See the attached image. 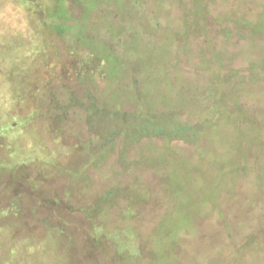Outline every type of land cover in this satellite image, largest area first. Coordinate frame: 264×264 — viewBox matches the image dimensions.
Listing matches in <instances>:
<instances>
[{"label":"rangeland","instance_id":"374dc122","mask_svg":"<svg viewBox=\"0 0 264 264\" xmlns=\"http://www.w3.org/2000/svg\"><path fill=\"white\" fill-rule=\"evenodd\" d=\"M40 1L0 0V264H264V0Z\"/></svg>","mask_w":264,"mask_h":264},{"label":"trees","instance_id":"16d2710c","mask_svg":"<svg viewBox=\"0 0 264 264\" xmlns=\"http://www.w3.org/2000/svg\"><path fill=\"white\" fill-rule=\"evenodd\" d=\"M26 5H28V6H30L31 7V9L32 10H35V11H37L38 9L37 8H39V7H41V1L40 0H22ZM57 1L58 0H56V5H55V7H50V9H49V11L48 12H45L44 11V15H40V17H42V18H46V19H48V18H53V14H54V10H55V8L57 7ZM65 1V0H64ZM204 11V10H203ZM196 17V16H192L191 15V13H190V11L184 16V18H187V17ZM197 18V17H196ZM85 38H88L87 36H85ZM107 49V48H106ZM109 49V48H108ZM108 53H110L111 51H109V50H106ZM105 54H107L106 52H105ZM14 125H15V123H14ZM11 127V126H10ZM7 127H5V129H6ZM135 134H134V137L133 138H136V137H138V136H140V134H147V133H149V132H151V131H155V130H157V127L155 126V125H153V123H147V122H139V123H137L136 124V127H135ZM47 157V158H46ZM45 158L43 157V156H37V157H30V158H32V159H36V160H38V161H40V163H46V162H48V163H51L52 162V159H51V157H48V156H46ZM18 158H20V159H18ZM30 158H28V159H30ZM16 159V161H14L13 162V164L10 162V161H7L6 163L4 162V161H0V172H4V171H2V170H6L8 173H7V175H9V173L12 175V176H14V178H16L17 177V175H16V173H15V175H14V172L15 171H17V167L18 166H20L21 164H24L25 162H26V159L24 158V159H22L21 157H14V160ZM26 183L29 185V186H31V187H34V179H31V178H28L27 180H26ZM14 197H15V195H13V197H12V199H11V204L8 206V209L10 210V209H13V207L15 206L14 204H13V202L15 201V199H14ZM10 211H12V210H10ZM48 225V224H47ZM45 228H46V226H45ZM63 231H62V229H61V227H60V225H48L47 226V228H46V234L47 235H49V233L51 234L50 236H52V239L57 243V245H59V248H60V246L61 245H63V247H71V243H70V241H68V240H64V239H62L61 237H60V234L62 233ZM40 235V234H39ZM46 236V235H45ZM44 236V237H45ZM39 237V236H38ZM44 237H39L38 238V240H41L42 238H44ZM27 246H29V247H27V248H30V247H34L33 246V244H27ZM22 248V246H17L16 245V247H14V250L12 251V252H15V253H13L12 254V256H13V258H15L16 257V255H17V253H18V251H19V249H21ZM61 252V258H62V256H63V253H62V251H60ZM160 257H161V255L160 254H158ZM64 257V256H63ZM61 258H60V260H61ZM59 260V261H60ZM65 260V261H64ZM64 260H63V258H62V262L63 263H60V264H68L67 262H68V259H66V258H64ZM57 264H59V263H57Z\"/></svg>","mask_w":264,"mask_h":264}]
</instances>
